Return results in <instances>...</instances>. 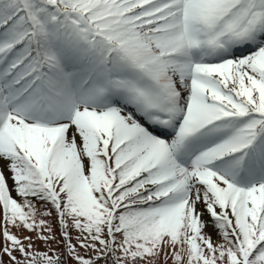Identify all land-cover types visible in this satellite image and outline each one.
I'll return each mask as SVG.
<instances>
[{
  "label": "snow or ice",
  "instance_id": "obj_1",
  "mask_svg": "<svg viewBox=\"0 0 264 264\" xmlns=\"http://www.w3.org/2000/svg\"><path fill=\"white\" fill-rule=\"evenodd\" d=\"M0 241L264 264V0H0Z\"/></svg>",
  "mask_w": 264,
  "mask_h": 264
},
{
  "label": "trees",
  "instance_id": "obj_2",
  "mask_svg": "<svg viewBox=\"0 0 264 264\" xmlns=\"http://www.w3.org/2000/svg\"><path fill=\"white\" fill-rule=\"evenodd\" d=\"M211 230H212V228H211ZM212 234H213V239H214V241L219 239V238L215 235L214 232H212ZM38 242H39V241H38ZM0 243H2V241H0ZM39 243H40V245H41V247H39V248H41V250H43V249H44V245H43V243H42V242H39ZM53 247H57V245H56L55 243H53ZM59 247H60V250H62V245L59 246Z\"/></svg>",
  "mask_w": 264,
  "mask_h": 264
},
{
  "label": "rangeland",
  "instance_id": "obj_3",
  "mask_svg": "<svg viewBox=\"0 0 264 264\" xmlns=\"http://www.w3.org/2000/svg\"><path fill=\"white\" fill-rule=\"evenodd\" d=\"M205 219L207 220V217H205ZM206 231H208V232H213V230H211V227H209L208 229H206ZM32 235H34V234H32ZM37 246H38V247H41V245H40L39 242H37ZM169 264H171V262H169Z\"/></svg>",
  "mask_w": 264,
  "mask_h": 264
}]
</instances>
